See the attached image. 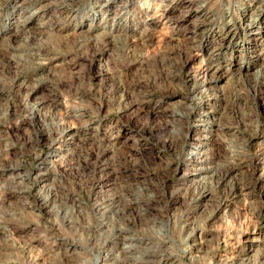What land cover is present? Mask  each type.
Here are the masks:
<instances>
[{
	"label": "rangeland",
	"instance_id": "1",
	"mask_svg": "<svg viewBox=\"0 0 264 264\" xmlns=\"http://www.w3.org/2000/svg\"><path fill=\"white\" fill-rule=\"evenodd\" d=\"M0 264H264V0H0Z\"/></svg>",
	"mask_w": 264,
	"mask_h": 264
},
{
	"label": "bare ground",
	"instance_id": "2",
	"mask_svg": "<svg viewBox=\"0 0 264 264\" xmlns=\"http://www.w3.org/2000/svg\"><path fill=\"white\" fill-rule=\"evenodd\" d=\"M248 8H247V10L249 11L250 10V8L251 7H253L252 5H250V6H247ZM257 10V9H256ZM247 11V12H248ZM257 17H258V14H256V12L255 11H253L251 14H250V23L252 24V23H255L256 21H257ZM249 29V28H248ZM240 97V96H239ZM174 115V114H173ZM202 115V114H201ZM176 116H178V117H180L181 115H180V113H176ZM208 120H210L209 118H208ZM201 122V121H200ZM202 122L204 123V124H206L207 123V121H205V120H202ZM207 124H209V123H207ZM183 125V124H182ZM208 127H210V125H207ZM206 126V128H208ZM212 135V134H211ZM208 137L206 136H200V139H207ZM197 139V138H196ZM196 139H195V136L193 137V136H191L190 137V135L188 134V135H186V143H187V147H188V149H187V153L186 152H184V153H186V156H187V161L190 163V166L192 167V168H186V170L184 171V173H183V175L180 177V179H181V181H188V180H190L191 179V177L193 178V173H195L196 175H201L202 173H203V171H207V172H209L210 171V169L209 168H206V166H204L203 165V163L205 162H207V160L208 159H206V160H203V161H201L200 160V158H199V156L202 154L201 152V147H203L206 143H200L199 145H197V144H195V141H196ZM175 143V142H174ZM180 144V143H179ZM202 144V145H201ZM195 145H196V147H195ZM185 146V145H184ZM186 149V148H185ZM175 151V150H174ZM185 159V158H184ZM114 162V161H113ZM227 164V163H226ZM184 166V165H183ZM180 167H181V165H178V167H177V170L179 169L180 170ZM238 167L239 166H228V167H226V169L224 170V172H223V180H225L227 177H231V176H233V175H235L236 173H237V171H238ZM102 169V168H101ZM222 169V168H221ZM220 172V171H219ZM134 173V172H133ZM137 177V176H136ZM132 178V177H131ZM131 180V179H130ZM133 180H135V179H133ZM139 181V180H138ZM143 182H144V180H143ZM137 184V183H136ZM239 185H240V182L238 183L237 182V180L236 181H234L232 184H231V186L229 187V194H231V195H236V194H238V193H240V192H242L243 190H244V188L242 187L241 188V186L239 187ZM139 190V189H138ZM141 190H142V188H141ZM143 191V190H142ZM206 192H210V191H206ZM201 194V193H200ZM136 203V202H135ZM132 205H133V203H132ZM131 209V208H130ZM134 211L136 212V213H134ZM125 212V211H124ZM146 213H147V211H145V208H143L142 206H140V205H134V208H132L131 210H130V215L132 216L131 218H130V221L134 224L135 223V215H138V216H145L146 215ZM127 216V215H126ZM122 217V216H121ZM143 221V220H142ZM141 223V222H140ZM131 224V223H130ZM138 225V224H137ZM120 226H122V225H120ZM117 228V227H116ZM129 227H125V228H119L118 229V232H119V236L122 238V241H124V242H129V243H133V241H134V239L132 238V237H130V238H128V237H126L125 236V234H127L126 233V230L128 229ZM244 241H243V243H245V244H248V243H250L251 242V239H249L248 237H244V239H243ZM137 242V241H136ZM130 250L132 249V247H130L129 248ZM128 250V249H127ZM232 259V258H231ZM229 262L231 261V260H228ZM235 262V261H234ZM228 263V262H227Z\"/></svg>",
	"mask_w": 264,
	"mask_h": 264
}]
</instances>
